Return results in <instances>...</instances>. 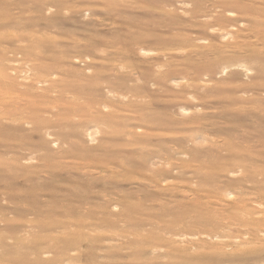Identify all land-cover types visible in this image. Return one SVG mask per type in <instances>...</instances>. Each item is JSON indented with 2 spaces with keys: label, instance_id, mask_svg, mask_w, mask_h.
Segmentation results:
<instances>
[{
  "label": "rangeland",
  "instance_id": "1",
  "mask_svg": "<svg viewBox=\"0 0 264 264\" xmlns=\"http://www.w3.org/2000/svg\"><path fill=\"white\" fill-rule=\"evenodd\" d=\"M0 264H264V0H0Z\"/></svg>",
  "mask_w": 264,
  "mask_h": 264
},
{
  "label": "bare ground",
  "instance_id": "2",
  "mask_svg": "<svg viewBox=\"0 0 264 264\" xmlns=\"http://www.w3.org/2000/svg\"><path fill=\"white\" fill-rule=\"evenodd\" d=\"M199 242V241H198ZM170 251V250H169Z\"/></svg>",
  "mask_w": 264,
  "mask_h": 264
}]
</instances>
